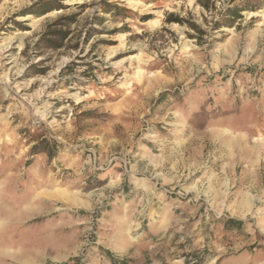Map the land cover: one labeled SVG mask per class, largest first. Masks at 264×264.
I'll return each mask as SVG.
<instances>
[{"label": "rangeland", "instance_id": "obj_1", "mask_svg": "<svg viewBox=\"0 0 264 264\" xmlns=\"http://www.w3.org/2000/svg\"><path fill=\"white\" fill-rule=\"evenodd\" d=\"M38 1L0 0V264H264V0L210 39L195 0Z\"/></svg>", "mask_w": 264, "mask_h": 264}, {"label": "trees", "instance_id": "obj_2", "mask_svg": "<svg viewBox=\"0 0 264 264\" xmlns=\"http://www.w3.org/2000/svg\"><path fill=\"white\" fill-rule=\"evenodd\" d=\"M58 1L56 9H66L68 8L66 5H63L62 1L64 0H56ZM198 5H200L202 8H204L207 12L209 13H217V17L214 21H212V24L210 25V31H207L202 28V26L196 22H190L186 21L184 18H181L179 16H175L173 13H169L167 16V22H177L180 24H187L190 29L194 31V34H192V38L195 39H210L215 36L216 32H223L222 29L225 27H234L237 22H240L243 19V12L245 10H248L252 8L253 1L250 0H228L229 5L222 9L221 11H218L217 7V0H195ZM45 0H40L36 3H34L30 9L24 12L23 15H29V14H38L39 11H34L33 8L43 6ZM85 4L80 5L79 7H85ZM105 11L109 12L112 7H117L116 4H112L110 2H105L103 4ZM52 8V9H55ZM52 9H44L43 11L40 12L39 15L46 14L47 12L51 11ZM144 21L148 20L149 17L144 16ZM62 19H68L70 22H75L76 20V14L75 15H70V16H61L59 18V21ZM19 25H21L19 23ZM70 31L69 30H64V29H59L55 30L52 32H47L43 34L44 36H49L47 39L48 46L54 49L61 48L63 46V42L66 40V38L69 36ZM59 37V39H54L56 37ZM90 35L86 37L85 43H87ZM40 39L39 41L43 40ZM215 38V37H214ZM97 43V42H96ZM96 43L94 45H96ZM168 91L162 92L160 97L158 98V102H162L165 100L168 96ZM37 146H34L33 152L38 153L35 151ZM48 150V156L49 158H53L55 156V153L52 151L50 147L47 148ZM220 221V220H218ZM245 225V221L240 220V219H235V218H229L223 221V226L226 231H239L242 229ZM102 253L104 256H106L111 264H130L131 260L128 258H117L115 254L110 251L109 249H104L102 248ZM208 257V251L205 249L200 257L193 263V264H204L207 260ZM57 264H86L85 262H82L80 256H75L69 258L67 261L57 263Z\"/></svg>", "mask_w": 264, "mask_h": 264}]
</instances>
